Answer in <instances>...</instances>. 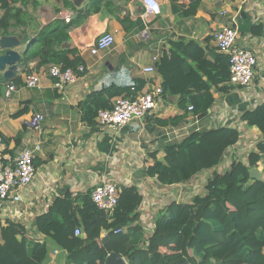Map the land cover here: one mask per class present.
I'll return each instance as SVG.
<instances>
[{
  "label": "crops",
  "instance_id": "crops-1",
  "mask_svg": "<svg viewBox=\"0 0 264 264\" xmlns=\"http://www.w3.org/2000/svg\"><path fill=\"white\" fill-rule=\"evenodd\" d=\"M158 1L161 14L155 17L146 14L143 0H113L122 16L129 14L134 21L135 27L130 33L105 11L91 14L80 25L72 27L69 31L71 44L86 66V72L74 84L57 86L56 79L44 73L39 87H26L28 74L43 72L49 66H39L38 61L33 60L27 67L20 63L14 79L21 77V82L14 84L16 90L8 94L9 85L13 83L0 73V136L5 146V158L14 160L23 150L33 149L36 143L41 145L35 151L36 175L22 190V201H0V244L2 228L9 222L20 223L26 228L29 239L48 243L51 251L45 264H64L65 253L45 234L37 231L36 218L46 213L54 200L68 191L74 195L83 194L105 181L139 188L143 196L140 220L149 236L164 206L178 200L191 202L200 191H204L202 187L214 171L225 173L234 160L247 163L249 154L264 139L257 127L247 126L241 118L246 111L264 103V34L251 35L249 32H240L237 42L257 55L259 74L248 87L234 86L224 93L213 90L215 101L207 116L198 118L189 111L176 124L162 126L156 119L184 113L178 106V98L167 96L144 121L134 120L120 128L100 125L97 121L91 126L84 121L79 104L93 91L110 85H129L139 78L161 84L163 79L157 71L146 73L144 68L154 64L153 57L159 56L160 59L166 50L171 49L172 43L181 39L194 40L208 51L216 47L215 32L235 15L241 23L243 13L248 14L253 25L264 26V0H202L191 16L180 13L195 0ZM38 2L37 9L16 4L28 17L26 32L29 39L24 38L23 27L9 28L8 35L23 37L20 51H24L30 42L28 49L37 46L31 39L43 27L56 20H65L60 13L72 11L75 16L73 7L82 8L87 3L85 1L77 7L74 0ZM173 3L179 7V12L173 11ZM221 11L227 14L221 15ZM4 12L0 9V17ZM105 32L114 35V45L99 55H92L91 47ZM149 88L151 86L147 83L143 91ZM36 113L45 116L40 130L33 129L30 124ZM224 125L238 129L240 139L228 148L220 165L202 170L186 183L173 185H161L156 177L147 174L155 159H164L166 145L180 143L195 130L205 131ZM262 168L259 167L261 171Z\"/></svg>",
  "mask_w": 264,
  "mask_h": 264
},
{
  "label": "trees",
  "instance_id": "trees-1",
  "mask_svg": "<svg viewBox=\"0 0 264 264\" xmlns=\"http://www.w3.org/2000/svg\"><path fill=\"white\" fill-rule=\"evenodd\" d=\"M202 0H195L181 11L194 15ZM21 7L37 9L38 0H0V37L8 35L11 26L23 27L25 39L28 17ZM75 16L69 21L56 20L43 27L26 50L22 66L37 60L39 66L59 64L76 68L83 63L71 44L70 29L80 25L91 14L107 12L118 20L127 33L133 31L129 14L121 15L113 0H88L85 7H73ZM173 3V11L179 12ZM264 26L253 25L243 13L240 32L261 35ZM209 55L211 58H209ZM85 65V64H84ZM162 76V98L176 96L184 111L167 119H156L162 126L176 124L190 111L205 117L214 104L213 90L229 92L234 85L229 56L216 47L206 50L194 41L174 42L156 64ZM21 77L9 83L19 84ZM147 81L136 79L123 86L110 85L91 92L79 105L88 125L96 124L99 110L111 109L116 97H135ZM18 113H22L19 111ZM249 127H257L264 136V103L241 116ZM240 139L238 129L229 125L205 131H193L180 143L165 146L163 160L155 159L147 169L161 185L186 183L204 169L220 165L228 148ZM5 138H3V141ZM262 163V180H254L250 170ZM114 212L100 210L92 200V189L74 195L68 191L57 197L46 213L36 218L38 232L45 234L65 254L64 264H105L111 252L124 257L128 264H264V139L248 156V162L234 160L225 173L214 171L206 184V192L191 202L172 201L159 211L152 233L147 236L141 224L143 196L137 186H123ZM80 228L83 236H77ZM119 231V232H118ZM0 264H45L50 256L47 242L29 239L26 228L9 222L1 230Z\"/></svg>",
  "mask_w": 264,
  "mask_h": 264
},
{
  "label": "built area",
  "instance_id": "built-area-1",
  "mask_svg": "<svg viewBox=\"0 0 264 264\" xmlns=\"http://www.w3.org/2000/svg\"><path fill=\"white\" fill-rule=\"evenodd\" d=\"M145 12L148 15L158 16L161 14V5L158 0H143ZM221 15H226V11H221ZM61 17L67 21L73 17L72 11L60 13ZM240 37V22L238 16L230 18L229 23L223 25L214 34V43L219 52L229 56L231 77L228 82L234 86L248 87L255 81L259 74V59L257 55L246 50L238 44ZM115 43V37L111 32L101 34L91 47L92 55H99L103 51L109 50ZM160 61L159 56L153 57V65L144 68L146 73L157 71L156 64ZM86 72V66L81 63L76 68H64L59 64H50L43 72L28 74L25 78V85L28 88H37L41 84V76L46 73L56 79V85L63 87L67 84L78 82ZM151 88L140 91L135 97H117L113 101L111 109H101L98 112L96 121L100 125L111 128H120L134 120L144 121L162 101V84L156 80H149ZM14 84L9 85L10 92L15 91ZM189 111L193 110V105L189 106ZM45 116L36 113L30 120L31 127L40 130ZM41 148L40 143H36L33 149H25L19 153L14 160L6 159L4 156L5 146L0 136V201H22V190L27 187L36 175L35 151ZM122 186L115 182H103L92 189V200L96 206L103 211L112 214L118 205ZM119 232V231H118ZM77 236H83L80 228L75 230ZM57 254L58 251H55Z\"/></svg>",
  "mask_w": 264,
  "mask_h": 264
},
{
  "label": "water",
  "instance_id": "water-1",
  "mask_svg": "<svg viewBox=\"0 0 264 264\" xmlns=\"http://www.w3.org/2000/svg\"><path fill=\"white\" fill-rule=\"evenodd\" d=\"M88 0H74L77 7ZM23 37L21 35H4L0 37V73L7 80H13L19 70V65L22 61L23 54L28 50L30 43L27 44L24 51H20ZM148 116V115H147ZM250 176L254 180H262L263 173L259 168H252ZM105 264H128L127 260L116 252H111Z\"/></svg>",
  "mask_w": 264,
  "mask_h": 264
},
{
  "label": "rangeland",
  "instance_id": "rangeland-1",
  "mask_svg": "<svg viewBox=\"0 0 264 264\" xmlns=\"http://www.w3.org/2000/svg\"><path fill=\"white\" fill-rule=\"evenodd\" d=\"M255 140H256V139H255ZM246 154H247V153H246ZM245 157H246V155H244L243 158H245ZM260 167H261V168L263 167L262 163L260 164ZM205 185H206V184H204L203 187H202L204 191H200V192H199L200 194H204V193L206 192V186H205ZM178 201H179V202H183L182 200H178ZM164 207H166V206H164ZM37 242H40V241H37Z\"/></svg>",
  "mask_w": 264,
  "mask_h": 264
}]
</instances>
